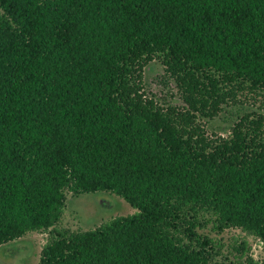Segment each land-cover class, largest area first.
<instances>
[{"label": "trees", "instance_id": "16d2710c", "mask_svg": "<svg viewBox=\"0 0 264 264\" xmlns=\"http://www.w3.org/2000/svg\"><path fill=\"white\" fill-rule=\"evenodd\" d=\"M154 60L182 104L146 92ZM248 92L264 0H0V247L52 229L39 264H233L198 228L264 244V114L228 136L203 121ZM67 191L137 211L59 230Z\"/></svg>", "mask_w": 264, "mask_h": 264}, {"label": "rangeland", "instance_id": "374dc122", "mask_svg": "<svg viewBox=\"0 0 264 264\" xmlns=\"http://www.w3.org/2000/svg\"><path fill=\"white\" fill-rule=\"evenodd\" d=\"M144 86L150 96H154L162 106L182 104L175 83L158 60L152 61L144 70ZM239 101L224 106L223 111L212 120H204L209 135L228 136L235 122L244 114H264V97L257 93H243ZM67 199L61 220L56 228L72 231L93 229L118 216H126L137 211L122 196L112 191H98L76 195L66 192ZM202 235L211 237L217 244L214 258L231 261L233 264H257L264 256L261 239L241 228H229L218 232L212 222L199 227ZM52 229L31 231L21 238L0 247V264H39L41 252L50 238ZM247 246L242 247V242ZM244 248V249H243Z\"/></svg>", "mask_w": 264, "mask_h": 264}]
</instances>
